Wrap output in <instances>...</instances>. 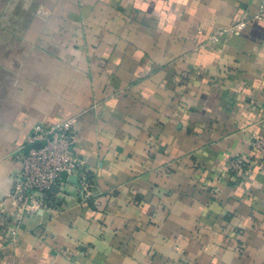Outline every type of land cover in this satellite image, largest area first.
<instances>
[{"label":"crops","instance_id":"0c3cea01","mask_svg":"<svg viewBox=\"0 0 264 264\" xmlns=\"http://www.w3.org/2000/svg\"><path fill=\"white\" fill-rule=\"evenodd\" d=\"M263 4L0 0V264H264V19L210 40ZM74 117L99 197L5 241L14 153Z\"/></svg>","mask_w":264,"mask_h":264},{"label":"built area","instance_id":"2783aa9c","mask_svg":"<svg viewBox=\"0 0 264 264\" xmlns=\"http://www.w3.org/2000/svg\"><path fill=\"white\" fill-rule=\"evenodd\" d=\"M264 19V4L259 11L228 29H221L210 37L211 42L242 32L248 23ZM77 118L57 123H39L28 135L24 145L17 148L14 159L20 168L11 177V188L6 198L12 205L16 227L11 230L10 242L18 235V229L28 217L39 212L60 211L67 205L68 186L75 188L76 201L83 204L99 197L97 176L86 159L75 152L78 142ZM255 153L264 154V138L251 141ZM230 173L238 178L250 176V162L237 155L228 163Z\"/></svg>","mask_w":264,"mask_h":264},{"label":"clouds","instance_id":"9594fccd","mask_svg":"<svg viewBox=\"0 0 264 264\" xmlns=\"http://www.w3.org/2000/svg\"><path fill=\"white\" fill-rule=\"evenodd\" d=\"M146 7V6H145Z\"/></svg>","mask_w":264,"mask_h":264}]
</instances>
